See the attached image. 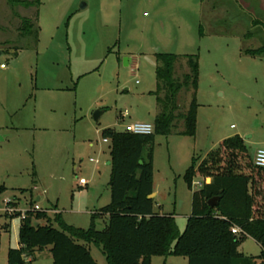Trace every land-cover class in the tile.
<instances>
[{
	"label": "rangeland",
	"instance_id": "rangeland-1",
	"mask_svg": "<svg viewBox=\"0 0 264 264\" xmlns=\"http://www.w3.org/2000/svg\"><path fill=\"white\" fill-rule=\"evenodd\" d=\"M27 1L28 9L0 0V264L17 249L21 223L4 214L6 201L19 212L56 209L65 225L82 230L110 203L111 146L100 133L153 124L157 53L179 56L173 79L180 82L189 73L184 56L197 57L199 78L194 137L180 135L177 118L169 135L154 138L155 212L172 215L181 234L192 193L208 180L193 178L189 187L183 176L191 165L235 136L252 155L264 149V58L242 54L264 46V0ZM192 93L180 91L176 116L187 113ZM80 179L87 187H77ZM94 226L101 231L104 223ZM238 252L261 250L245 238ZM91 255L106 264L94 246ZM33 264H53L51 255L37 252Z\"/></svg>",
	"mask_w": 264,
	"mask_h": 264
},
{
	"label": "trees",
	"instance_id": "trees-1",
	"mask_svg": "<svg viewBox=\"0 0 264 264\" xmlns=\"http://www.w3.org/2000/svg\"><path fill=\"white\" fill-rule=\"evenodd\" d=\"M6 1L11 5H31ZM23 25L31 28L28 20ZM242 54L264 58V47ZM184 58L189 73L180 82L173 79L179 56L155 55L154 96L159 113L151 135L101 131L102 140L111 146L110 203L91 215V227L82 230L67 226L59 214H29L18 229V248L7 252V264H33L35 254L44 251L49 252L53 264H98L91 255V246L100 250L106 264H150L153 257L184 258L187 264H264V172L254 166V154L239 136L224 140L196 169L192 164L184 174L189 187L193 178L211 182L192 193L191 215L181 234L174 217L155 212L154 199H149L154 193V138L169 135L177 118L184 125L181 136L195 135L199 64L195 56ZM184 88L193 91L192 100L187 113L176 116L177 96ZM146 147L148 153L144 158L142 152ZM3 191L1 187L0 194ZM25 193L20 191L21 195ZM214 199L216 202L210 207L208 203ZM96 220L103 221V230L95 229ZM53 222L58 228L53 227ZM232 228L242 233L234 235ZM245 238L259 245L258 257H245L238 252Z\"/></svg>",
	"mask_w": 264,
	"mask_h": 264
},
{
	"label": "built area",
	"instance_id": "built-area-1",
	"mask_svg": "<svg viewBox=\"0 0 264 264\" xmlns=\"http://www.w3.org/2000/svg\"><path fill=\"white\" fill-rule=\"evenodd\" d=\"M127 117H128L127 112H124L121 115V118H123V119L127 118ZM124 131L126 133H129L132 135L149 136L153 133V126L150 124H146V123H131V124H128L124 127ZM103 142L107 143L108 141L103 140ZM90 162H93V161L90 160ZM253 162H254V166L257 169L264 172V149H260V150L255 151V153L253 155ZM78 185L80 187H85L87 185V182L84 179H80L78 181ZM199 187H201V185H199ZM14 202L15 201L8 200L4 203V214L9 216L10 218H13L15 216H20L21 221H23L28 217L29 214H33V213H37V212H42V213L51 214V215L56 214V212L54 210H44L43 211L38 206H34L31 210H28V211L19 212V211H16L14 206H13ZM231 233L234 235H239L242 232L238 228H232Z\"/></svg>",
	"mask_w": 264,
	"mask_h": 264
},
{
	"label": "crops",
	"instance_id": "crops-1",
	"mask_svg": "<svg viewBox=\"0 0 264 264\" xmlns=\"http://www.w3.org/2000/svg\"><path fill=\"white\" fill-rule=\"evenodd\" d=\"M4 1H5L4 3L7 4V3H6V0H4ZM16 1H18V2H30V1H27V0H16ZM18 5H20V7L23 6V5H21V4H18ZM28 8H30V7H27L26 9H28ZM222 17H223V16H222ZM25 20H26V19H25ZM256 23H257V24H260V22H257V21H256ZM263 47H264V46H263ZM260 48H261V47H260ZM128 117H129V116H128ZM122 119H123V118H122ZM150 125H151V124H150ZM152 125H153V124H152ZM103 143H104V142H103ZM89 147H93V145L90 144ZM109 166H110V165H109ZM210 182H211V180L208 179L206 184H209ZM87 185H88V184H87ZM87 185H86L85 187H87ZM77 187H78L79 189H82V188H83V187H80V186L78 185V183H77ZM153 195H154V198H153V199H155L156 194L153 193ZM52 210H54V211L56 212V214H59V212L56 211V209H52ZM95 212H97V211H95ZM95 212H94V213H95ZM17 248H18V245H17Z\"/></svg>",
	"mask_w": 264,
	"mask_h": 264
},
{
	"label": "water",
	"instance_id": "water-1",
	"mask_svg": "<svg viewBox=\"0 0 264 264\" xmlns=\"http://www.w3.org/2000/svg\"><path fill=\"white\" fill-rule=\"evenodd\" d=\"M94 119L97 120V119H98V115H95ZM141 164H142V161L139 162V165H141ZM108 165H110V163H108ZM153 198H154V195L152 194V195L149 197V199H153ZM215 202H216L215 199H214V200H211V201L208 203V205H209L210 207H212V206L215 204Z\"/></svg>",
	"mask_w": 264,
	"mask_h": 264
}]
</instances>
